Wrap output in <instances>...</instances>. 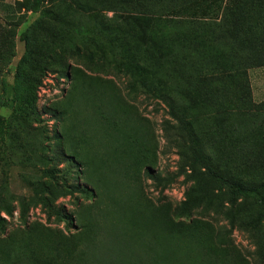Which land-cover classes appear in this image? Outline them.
Segmentation results:
<instances>
[{
    "label": "rangeland",
    "instance_id": "obj_1",
    "mask_svg": "<svg viewBox=\"0 0 264 264\" xmlns=\"http://www.w3.org/2000/svg\"><path fill=\"white\" fill-rule=\"evenodd\" d=\"M226 1L204 0L187 14L140 15L122 10V0H0V264H264V225L238 230L215 212V205L226 211V195L181 160L172 141H187L186 133L136 85L145 49L164 52L189 35L183 20L200 8L208 22L218 20ZM213 36L204 30L202 40ZM39 66L46 73L37 116L27 117L22 81L39 78ZM244 74L236 90L247 85L252 102H264V67ZM158 79L166 78L151 80ZM167 82L166 96L218 168L225 105L179 73ZM237 163L224 169L236 175ZM147 169L160 177L182 169L191 180L179 177L159 193ZM47 171L78 190L54 188ZM204 192L211 205L191 201ZM237 211L253 220L258 206L241 203Z\"/></svg>",
    "mask_w": 264,
    "mask_h": 264
},
{
    "label": "trees",
    "instance_id": "obj_2",
    "mask_svg": "<svg viewBox=\"0 0 264 264\" xmlns=\"http://www.w3.org/2000/svg\"><path fill=\"white\" fill-rule=\"evenodd\" d=\"M43 1L34 0V3L39 6ZM203 1L122 0L120 4L122 10H132L140 15L187 14L188 8L193 11L195 5ZM190 13L195 15L193 12ZM208 17V14L200 8V12H197L195 17L180 23L189 35L178 36L162 53L152 48L145 49L141 59L144 65L135 69L139 76L136 85L143 95L163 102L169 116L177 122L179 130L186 133L187 141L182 138L172 141L182 156L181 160H184V157L189 158L190 168L193 171L200 170L207 183L217 185L226 195V211L222 205H215V212L224 215L231 228L249 232L258 231L264 225V102L253 103L247 85L242 89L236 90V88L245 79L244 73L247 69L264 67V0H227L218 20L208 22ZM208 29L214 36L211 42L205 43L202 34ZM163 63L169 68H163ZM35 72L38 73L39 78L26 77L22 81L20 102L22 111L27 117L37 116L35 111L37 93L46 69L39 66ZM133 72V68L128 69V73L133 74ZM176 73L183 75L186 80L202 83L204 94L214 104L225 105L227 109L224 116L226 125L215 143L219 150L217 156H221L216 163L218 168L213 167L201 154L195 138L191 136L179 116L181 113L175 102L165 94L167 79L172 78ZM155 74L166 78L165 81L158 79L154 84L151 79ZM234 158L238 160L237 170L234 172L236 175L224 169V165L230 166ZM218 163L222 166L220 167ZM246 172L251 173L252 176L249 177L252 178L243 181L242 177ZM145 173L146 177L153 181L159 193H163L179 177L184 176L185 182L191 180V174H186L182 169L165 177L153 176L148 169ZM46 174L54 188L63 187L69 191V195L78 190L67 186L63 177L54 175L51 171H47ZM191 201L211 205L208 192L202 193L200 201L199 199ZM246 202H253L258 206V212L253 220L238 214L239 204ZM47 209L50 214L58 215L50 206H47ZM59 217L66 225L71 224L69 216L62 214ZM1 222L3 219L0 217V227Z\"/></svg>",
    "mask_w": 264,
    "mask_h": 264
}]
</instances>
